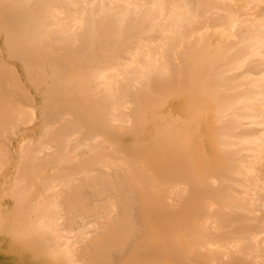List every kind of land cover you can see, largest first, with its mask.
I'll use <instances>...</instances> for the list:
<instances>
[{"label": "bare ground", "instance_id": "6f19581e", "mask_svg": "<svg viewBox=\"0 0 264 264\" xmlns=\"http://www.w3.org/2000/svg\"><path fill=\"white\" fill-rule=\"evenodd\" d=\"M240 1L0 0L9 54L38 86L55 80L41 138L19 146L11 193L23 225L18 246L0 241V264H264V8L253 12L264 0ZM221 25L230 34L214 45ZM8 72L0 140L38 117ZM188 93L215 118L219 171L196 169L184 99L165 119L155 112Z\"/></svg>", "mask_w": 264, "mask_h": 264}, {"label": "rangeland", "instance_id": "374dc122", "mask_svg": "<svg viewBox=\"0 0 264 264\" xmlns=\"http://www.w3.org/2000/svg\"><path fill=\"white\" fill-rule=\"evenodd\" d=\"M235 2H237L236 0H234ZM252 1H255L256 2V0H252ZM252 1H250L251 2V4H252ZM255 2L253 3L254 5H255ZM258 2V1H257ZM237 3H241V1L239 2V0H238V2ZM258 4V3H257ZM250 6V5H249ZM256 7L254 8L255 10H253V12L255 11V12H260V11H262L263 10V8H264V5H261L260 4V6H257V5H255ZM251 7V6H250ZM257 7H258V9H257ZM252 8V9H253ZM257 9V10H256ZM250 11V10H249ZM252 11V10H251ZM219 26V25H218ZM222 26V28H224L222 31H224V32H217L216 30H217V28L218 29H220L219 27H214L213 29H215V31L217 32V33H215V32H213V37L214 38H212V41H213V43H214V45H216L217 43H218V41H220V40H222L223 38H227L229 35H228V33L230 34V30H228L229 29V27H225V26H223V25H221ZM226 30V31H225ZM229 32H228V31ZM221 31V30H220ZM224 33V34H223ZM216 34H218V35H216ZM226 34L228 35V36H226ZM0 35H2V34H0ZM152 35H155V33L154 34H152ZM152 35H150V36H148V37H151L152 39H153V37H152ZM157 35V34H156ZM225 35V36H224ZM216 36V37H215ZM221 36H222V38H221ZM2 39V40H1ZM216 39V40H215ZM216 43V44H215ZM6 47H7V49H6ZM5 48V49H4ZM5 53V54H4ZM2 54V55H1ZM2 56H3V58H2ZM16 59V60H15ZM8 61V62H7ZM0 62L1 63H4V65H5V67L4 68H2V66H1V70H0V78H4V77H7L8 76V71L9 70H12V72L14 73L15 71H17L18 73V75L19 76H17V79H18V77L19 78H22V79H20L22 82H21V84L22 83H24L22 86L24 87V89H25V86L27 87V89H23V91L24 92H18V94L16 95V97H18V100H19V103H21V102H23L22 103V107H23V104H24V106H25V104L27 105V106H32V100L34 101V104L35 105H33V107H35L36 109H37V112H38V117L35 119V121L34 122H32L31 124L29 123V125L26 123L27 122V120H26V125H25V123H24V125H22L21 126V124L18 122V119H17V122H18V127H17V123L14 125V123H13V126H12V128H11V126H10V130H12V132L9 130V134L8 133H5L3 136L5 137H2L1 139L2 140H0V142L1 141H5V143H4V141L2 142V145H0L1 147H0V149L3 147V148H5V147H7V144H8V142H9V145H8V147H10V151L9 152H11V155H10V153H8V151L7 150H9V148L7 147V150H6V148H5V150H4V152L5 151H7V153L5 152V156H7L8 158L7 159H5L4 158V155H2V158L3 159H5V160H7L6 162H5V166L4 165H1L2 164V162L3 161H1V167H0V185H2V187L0 186V208H1V210H0V213H1V215L2 216H4L5 215V218H7L6 220H3L2 222L4 223L5 222V225H6V227H8V228H10L11 229V226H13L12 227V231H10V232H8V233H6V235L4 236V235H2V236H0V241L1 240H3V238H4V240H7V246H18V236H17V234H19L20 233V229L21 228H18V227H21V225H23V223H21V221H19L20 219H21V216L19 217V212H18V210H17V206L15 205V203L13 202V198H14V196H12V191H11V187L13 186V182H15L16 180H15V176L17 175V173H18V169L19 168H17L18 166H20V164H19V162H21L22 160H23V156H21L23 153L25 154L26 153V148L28 149L29 148V146L31 145V146H33L34 145V143L36 144V142L41 138L40 136H42V131H43V122H42V112H41V109L43 110V100H44V96L46 95V93H45V91L47 90V87L50 85V84H53L52 82L53 81H55V80H53V78H54V76L53 75H51V73H52V71H51V68L50 67H48V71H49V73H50V75H51V80L49 81V83L48 84H45V85H40V86H38L36 83H34V82H31V78H29L28 77V73H26L27 72V69H26V67H25V65L23 64V62L21 61V60H19V59H17V58H15L14 56H12V55H10L9 54V47L7 46V44L5 43V40H4V36L2 35V36H0ZM14 65V66H13ZM23 65V66H22ZM25 67V68H24ZM4 69H5V71H4ZM53 69V68H52ZM15 70V71H14ZM23 71H25V72H23ZM53 71H55V68H54V70ZM61 72H60V76L61 75H63V74H65V73H63L64 71H63V69H61L60 70ZM63 71V72H62ZM5 72V73H4ZM7 73V74H6ZM25 74H27V78H26V75ZM13 75H16V73L15 74H13ZM53 76V77H52ZM66 75H63V77H65ZM59 77V76H58ZM30 79V80H29ZM56 79V78H55ZM8 82H10L11 83V77H9L8 78ZM28 80V81H27ZM20 82V81H19ZM37 86H36V85ZM10 86V84L8 85V87ZM36 86V87H35ZM46 86V87H45ZM41 88V89H40ZM46 88V89H45ZM42 90H44V92L42 91ZM41 91V92H40ZM28 92V94H27V96L26 97H28V95H30V98H23V96H21L22 94H25L26 95V93ZM43 95V96H42ZM42 96V97H41ZM196 95H193V94H191V93H188V94H185V95H177V94H172V97H171V95L170 96H168V98H166V96H164V97H161L160 99L162 100V99H164V100H162V102L160 103V107H158L157 106V108L155 109V112L159 115V119H161V118H163V119H165V117H166V115H168V113H169V111H168V105L169 104H171V103H175V102H178V100L180 99H184V100H182L183 101V104H185V106H186V112H185V121H186V125H187V129H186V131L187 132H189L190 134L189 135H193L194 134V132H195V134L193 135V145L194 146H192V154L196 157V169L198 170V171H206V169H207V171H215V169H216V171H219V169L222 167V164L224 163L223 161H224V153H222V151H221V149H220V151H219V149H218V147H219V145L217 144V146L216 145H214L213 146V143L215 144V142H219L218 140V137H214L215 135L217 136V128H216V125L217 124H215L216 122L214 121V119H213V114H211V113H206L205 111H203L202 112V110L203 109H201V108H204V107H201L202 105L201 104H204L205 103V100H203V98L202 99H200V100H202L204 103H201V101H199V99L197 100L196 99V97H195ZM25 97V96H24ZM36 98V99H35ZM32 99V100H31ZM168 99V101H166ZM197 100V103L195 102L196 100ZM18 100H17V102H18ZM198 102H199V104H198ZM164 104V107L162 106ZM197 104H198V106L200 105V107H197ZM215 103H213V105H214ZM18 105V104H17ZM205 105V104H204ZM21 106V105H20ZM196 107V108H195ZM25 108V107H24ZM26 108H28V107H26ZM25 108V109H26ZM165 108V109H164ZM195 108V109H194ZM164 109V110H163ZM201 109V110H200ZM205 109V108H204ZM28 110V109H27ZM199 111V112H196V111ZM25 111V110H24ZM148 111V110H147ZM146 111V112H147ZM199 113V114H198ZM201 113H202V116H201ZM25 114H27V113H25ZM198 114V115H197ZM198 116H200L199 118H198ZM209 116V117H208ZM24 117V116H23ZM22 117V118H23ZM201 117H203V118H201ZM16 118H17V116H16ZM201 119L200 121H197L196 119ZM24 119V118H23ZM26 119V118H25ZM25 119H24V121H25ZM194 119H195V121L198 123V125H200V124H202L203 125V123H204V128H203V126L201 125V126H198V125H196L197 123L194 121ZM19 120H21V118H19ZM194 122V123H192V122ZM21 122V121H20ZM42 122V123H41ZM203 122V123H202ZM22 123V124H23ZM43 125V126H42ZM120 125H122V124H119V126ZM21 126V127H20ZM41 126V127H40ZM199 127V128H197V127ZM16 127H17V129H16ZM25 127V128H24ZM200 127H202V128H200ZM209 127V128H208ZM20 128V129H19ZM120 128V127H119ZM124 128L125 127H123V128H121V130L123 129L124 130ZM196 128V129H195ZM205 128L206 129H208V130H205ZM16 130L15 132H14V130ZM200 129V131L198 132V130ZM215 129L217 130L216 131V133H215ZM123 130H122V132H123ZM196 130V131H195ZM206 132H205V131ZM203 131V132H202ZM10 132H11V134H10ZM41 132V133H40ZM13 133V134H12ZM15 133V134H14ZM25 133V134H24ZM39 133V134H38ZM127 133V131L125 130L124 131V134H126ZM200 133H201V136H200ZM203 133V134H202ZM213 133V134H212ZM6 134H7V136H6ZM132 134L133 135H131L130 136V140L129 141H132V140H134V139H136V136H137V133H135V131L133 130L132 131ZM142 134L143 133H139V135L137 136L138 138L140 137H142ZM208 134V136H206ZM202 135H205V139L203 138L204 136H202ZM11 136V137H10ZM31 136H32V138H31ZM117 135L116 134H113V135H111V137H116ZM200 136V137H199ZM28 137V138H27ZM35 137V138H34ZM126 137H127V134H126ZM209 137V138H208ZM8 138V139H7ZM203 138V139H202ZM212 138V139H211ZM217 139V141H216V139ZM128 139V138H127ZM214 139V140H213ZM31 140V141H30ZM140 140V139H139ZM142 140H143V138H142ZM203 140V141H202ZM207 140V141H206ZM7 141V142H6ZM27 141V142H26ZM138 140L136 139L134 142L136 143ZM212 141H213V143H212ZM200 142V143H199ZM202 142L204 143V144H202ZM4 143V144H3ZM22 143H23V145L25 144V147L26 148H23V149H25L24 150V152L22 153L21 151L23 150H21L20 148H22L23 147V145H22ZM33 143V144H32ZM12 144V145H11ZM196 144V145H195ZM5 145V146H4ZM12 146V147H11ZM18 146V147H17ZM19 146H20V148H19ZM30 146V147H31ZM3 148H2V150H3ZM220 148V147H219ZM30 149H32V147L30 148ZM29 149V150H30ZM195 149V150H194ZM2 150H0V151H2ZM196 151V152H195ZM21 152V153H20ZM195 152V153H194ZM21 155H20V154ZM203 153H205V154H203ZM220 153V154H219ZM8 154V155H7ZM220 156H219V155ZM19 155V156H18ZM223 155V156H222ZM17 156V157H16ZM221 158V157H223V158H219V157ZM218 157V158H217ZM4 160V161H5ZM222 164H221V163ZM15 163H17L18 165H16ZM218 163V164H217ZM199 164V165H198ZM10 165V166H9ZM215 165H219V167L217 168V166H215ZM16 166V167H15ZM205 166V167H204ZM221 166V167H220ZM13 167V168H12ZM200 169V170H199ZM218 169V170H217ZM16 171H17V173H16ZM3 175H2V174ZM5 174V175H4ZM14 175V176H13ZM3 177V178H2ZM11 177V178H10ZM14 177V178H13ZM13 178V179H12ZM17 179V178H16ZM6 180V181H5ZM13 180H15V181H13ZM12 181V182H11ZM6 182V186H7V190H6V187H4L5 185H3L4 183ZM11 185H10V184ZM5 188V189H4ZM10 188V189H9ZM4 189V190H3ZM8 190H9V194H8ZM5 191H7L6 193H5ZM11 193V194H10ZM37 200V198L36 197H33L30 201H29V205H30V207H32L33 205H34V201H36ZM3 206H5V208L3 207ZM8 206V207H7ZM11 209V210H10ZM16 209V210H15ZM13 210H15V212L17 213V215H14V211ZM9 211V212H8ZM15 213V214H16ZM12 215H14L15 217H17V218H15L14 216H12ZM20 215H21V212H20ZM10 216V217H9ZM12 216V217H11ZM9 218V219H8ZM15 218V219H14ZM8 220V221H7ZM10 220V221H9ZM18 220V221H17ZM9 222L12 224L11 226H10V224H9ZM19 222V225L17 224ZM15 231V232H14ZM15 234H14V233ZM10 234V235H9ZM21 234V233H20ZM1 235V234H0ZM9 235V236H8ZM7 237V238H6ZM13 238V239H12ZM11 239V240H10ZM3 240V241H4ZM16 240H17V242H16ZM12 241V242H11ZM16 242V244H15V242ZM10 242H11V244H10ZM0 247H1V244H0ZM2 248H6L5 247V245H4V247L2 246ZM10 248H13V247H10Z\"/></svg>", "mask_w": 264, "mask_h": 264}]
</instances>
